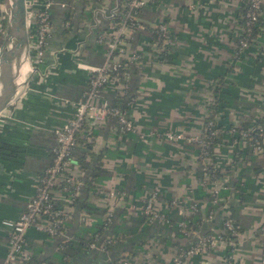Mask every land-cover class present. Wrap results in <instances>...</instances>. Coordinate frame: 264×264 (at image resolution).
Here are the masks:
<instances>
[{"label":"crops","instance_id":"1","mask_svg":"<svg viewBox=\"0 0 264 264\" xmlns=\"http://www.w3.org/2000/svg\"><path fill=\"white\" fill-rule=\"evenodd\" d=\"M32 1L25 0V11H31ZM53 1L42 60L26 64L29 71L18 79L13 96L0 112V221L17 218L34 195L36 179L50 161L54 131L72 117L75 103L87 99L90 69L106 63L105 47L96 38L108 32V14L116 3H122ZM260 3L261 27L238 58H234L242 18L238 0H161L143 9L138 19L146 29L136 31L123 44L126 55L139 54L138 62L129 65L125 80L126 93L131 96L128 102H132L127 105L126 118L133 131L120 136L113 119L96 122L89 118L77 134L66 168V174L81 180L83 186L64 223V236L89 239L96 219L85 213L84 205L109 211L120 224L141 213L151 190L158 197L155 207L169 219L188 218L190 207L195 206L201 222L192 224L180 237L169 233L170 225L152 223L114 244L109 252L82 251L64 259L58 251L63 237L50 238L30 228L23 251L31 264H103L120 257L128 258L129 264H224L227 250L230 254L227 245L180 262L177 249H186L196 236L222 233L221 222L230 210H234L233 220L239 228L231 264H264V237L260 234L264 226V155L248 152L245 141L233 137L228 129L248 118L251 127L264 118V0ZM159 23L168 30L169 57L163 61L151 47L150 28ZM119 95V85L109 80L93 102L111 103ZM216 101L213 121L222 134L210 163L223 184L218 205L208 219L212 185L202 184L198 147L189 140L200 135L208 107ZM240 180L244 182L241 202L233 187ZM52 195L59 205L65 203L60 192L53 190ZM82 214L87 217L85 223L80 220ZM138 243L140 247L132 254ZM5 251L6 229L0 225V264Z\"/></svg>","mask_w":264,"mask_h":264},{"label":"built area","instance_id":"2","mask_svg":"<svg viewBox=\"0 0 264 264\" xmlns=\"http://www.w3.org/2000/svg\"><path fill=\"white\" fill-rule=\"evenodd\" d=\"M161 0H122V3L111 8L108 14L109 30L101 33L96 38L97 44L105 47L106 63L101 67L91 68V76L88 79V97L82 102L74 104L72 117L59 129L54 131L53 144L49 151L50 161L48 166L37 177L35 184V193L25 203L20 215L13 219H4L0 225L6 229V251L1 264H28L30 257L23 251L24 237L28 229L45 234L50 238L63 237V241L70 237L63 235L64 223L70 216L72 205L76 202L83 183L66 174V168L70 160L73 148L77 144V134L86 124L89 118L93 121L101 122L105 118H111L115 121V131L118 135L123 136L132 133L133 127L131 121L124 116L121 109L111 105L106 100H98L100 89L109 81H115L120 88L121 95L126 92L125 80L129 75V65L135 64L139 60V54L132 52L125 54L123 44L129 41L132 35L140 30H145V26L139 22L138 16L143 9L156 5ZM240 3L241 0H238ZM8 3V0H7ZM246 9L241 18L242 25L235 42L234 58L241 56L251 44L250 39L252 25L261 16L262 5L260 0H246ZM54 5L53 0H34L30 3L31 11H25V30L27 35V47L22 61L29 65L40 63L48 40L50 22L48 11ZM192 8V6H190ZM7 13L3 4L0 2V34L2 35L5 28ZM3 23V25H2ZM153 40L151 43L152 51L157 59L163 61L161 54H166L168 49L166 42L168 40V30L164 23H159L152 28ZM125 55V56H124ZM120 56L119 60L116 57ZM121 57H124L123 59ZM115 58V59H114ZM78 67L83 68L82 65ZM29 69H31L29 67ZM9 103V102H8ZM212 124L207 123L202 127L198 137L189 141L198 147L197 162L202 172V184L207 182L212 185L211 196L218 195L222 188L223 178L218 173L214 176L215 168L211 166L210 158L207 154L201 153L205 145V140H210L217 134V130H211ZM242 140H247L245 133L238 134ZM178 140L179 136H168ZM251 149L255 153L264 150V131L261 134V142H253ZM56 190L64 196L63 205L56 204L52 192ZM157 193L151 190L144 198L141 207V214L147 219L149 224L168 223L166 214L155 207L157 202ZM216 199H212L215 203ZM196 212L195 206L190 207V213ZM86 216L82 214L80 220L85 223ZM211 218V213L208 219ZM104 226L106 229L112 224V214L107 211L103 215ZM179 232L186 234V225L183 221L177 224ZM261 236L264 237V226L261 229ZM239 228L230 219L223 222L222 233L206 234L196 236L193 244L186 249H177V260L180 262L185 258L196 254L205 253L223 245L230 247V254L224 258V264H231L230 255L235 252L238 245ZM121 237L117 235L95 236L88 244V249L101 253H106L108 246L120 242ZM115 264H129L128 258L121 257Z\"/></svg>","mask_w":264,"mask_h":264},{"label":"trees","instance_id":"3","mask_svg":"<svg viewBox=\"0 0 264 264\" xmlns=\"http://www.w3.org/2000/svg\"><path fill=\"white\" fill-rule=\"evenodd\" d=\"M246 0H242L241 4V13L242 16L244 14V11L246 9ZM241 25H242V20H241ZM261 27V20L260 17L256 20V22H254V24L252 25V29H251V34H250V39H252V41L255 39L256 35L259 32V28ZM151 35H152V40L154 38L153 36V32L151 31ZM1 38L2 35L0 34V42H1ZM151 40V42H152ZM251 43V42H250ZM161 58H164V60H167L169 55L168 52L166 54H161L160 55ZM121 59H119L120 61ZM120 62H123V60H121ZM124 63V62H123ZM129 92H125L124 95H119L116 99H114L111 102V105L118 108L120 107L122 111H124V116L127 117L128 115V110L129 107L132 105V102H128V95ZM218 101L214 102L213 105L208 107V116L204 119V125H206L207 123H211L212 127L211 130H217V134L215 136H213L210 140L204 139L205 140V145L201 150V153H206L207 156L211 159L212 158V149L213 147L219 142L220 138H221V131H220V127L218 125H216L213 121V115L216 113V107H217ZM251 118H248L247 120H243L242 122H240L237 126H229V132L232 133V136L235 138H241L238 134L239 133H245L247 135V140L245 139V148L248 152H250L251 154H253V150L251 149V144L255 141L257 143L261 142V134L264 131V118L260 119V120H256L255 124H253L251 127H249V122H250ZM203 125V126H204ZM258 154L264 155V152H260ZM80 166L82 167V169L86 168V164H81ZM94 170H97V167L93 168ZM218 170L215 169V173L214 176H217ZM199 178H202V172L200 171L199 168ZM87 184H89V182H87ZM243 185L244 182L243 181H237L236 183H234L233 187H234V193H235V197L238 198V200L241 202L243 201ZM224 187L225 184H224ZM215 198L216 202L212 203V199ZM218 200H219V196H209L208 198V205H207V209H206V216H208L210 213L212 214L213 210L217 207L218 205ZM56 202V201H55ZM56 204H59L58 202H56ZM217 204V205H216ZM83 210L85 211V213H87L90 217H93L96 219V223L94 226H92L91 229V233L89 236V239L87 237V239H84V237L82 235H73L70 237V239L66 240V241H62L61 243H59L58 245V251L61 254V257L67 258V257H71L72 255H76L82 251H91L88 249V244L91 242V240L97 236H102L104 234H108V235H117L121 237L120 242H116L114 244H121L124 241L125 237H130L138 232L143 231V229L150 225L147 222V219L140 213L139 215L127 220V221H123L120 224H116V222L113 219L112 224L108 227V229H106V227L104 226V221H103V215H104V211H101L99 209H96L95 207H92L90 205H84L83 206ZM234 210H230V214L229 216H227L226 218H224L221 222V228L223 226V222L226 219H230L235 225L236 222L233 220L234 218ZM166 218H167V225L168 226V230L169 233H174V235L177 236H181L184 235L182 233L179 232V228L177 227V224L181 221H183L186 225V231L189 230V228L191 227V225H198L201 220L198 218V215L196 214V212L190 214L188 216V218H175V220H171L169 219V215L166 214ZM129 222V224H128ZM112 244L111 246H108L107 251L109 252L111 250V248L113 247ZM140 247V243L136 244V247L133 248L132 254L134 252H136L135 250H137ZM135 254V253H134ZM229 256V251L227 250L225 257ZM121 258V257H120ZM120 258H114L111 259L109 261H107L106 263L103 264H115ZM31 259L29 261L28 264H31ZM36 264H41L39 262H37ZM42 264H48V263H42Z\"/></svg>","mask_w":264,"mask_h":264},{"label":"water","instance_id":"4","mask_svg":"<svg viewBox=\"0 0 264 264\" xmlns=\"http://www.w3.org/2000/svg\"><path fill=\"white\" fill-rule=\"evenodd\" d=\"M26 47L25 0H8V13L0 42V112L14 94ZM4 62H7L6 67Z\"/></svg>","mask_w":264,"mask_h":264},{"label":"bare ground","instance_id":"5","mask_svg":"<svg viewBox=\"0 0 264 264\" xmlns=\"http://www.w3.org/2000/svg\"><path fill=\"white\" fill-rule=\"evenodd\" d=\"M5 61H7V59H5ZM6 65H7V62H4V67H6ZM27 70H28L27 69V65L23 61H21V63H20V71H19V76L18 77L22 78L25 75V73L27 72Z\"/></svg>","mask_w":264,"mask_h":264},{"label":"rangeland","instance_id":"6","mask_svg":"<svg viewBox=\"0 0 264 264\" xmlns=\"http://www.w3.org/2000/svg\"><path fill=\"white\" fill-rule=\"evenodd\" d=\"M4 9H5V12L8 13V3H7V0H4Z\"/></svg>","mask_w":264,"mask_h":264}]
</instances>
